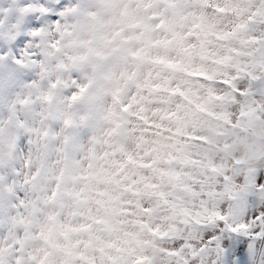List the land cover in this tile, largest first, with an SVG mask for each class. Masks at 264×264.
<instances>
[{"label":"clouds","instance_id":"obj_1","mask_svg":"<svg viewBox=\"0 0 264 264\" xmlns=\"http://www.w3.org/2000/svg\"><path fill=\"white\" fill-rule=\"evenodd\" d=\"M0 264H264V0H0Z\"/></svg>","mask_w":264,"mask_h":264}]
</instances>
